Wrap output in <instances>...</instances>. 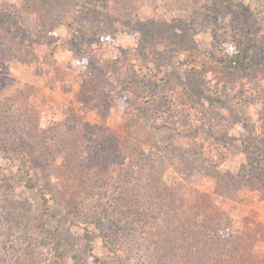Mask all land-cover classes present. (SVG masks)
Listing matches in <instances>:
<instances>
[{
  "label": "rangeland",
  "instance_id": "rangeland-1",
  "mask_svg": "<svg viewBox=\"0 0 264 264\" xmlns=\"http://www.w3.org/2000/svg\"><path fill=\"white\" fill-rule=\"evenodd\" d=\"M263 106L264 0H0V264H264Z\"/></svg>",
  "mask_w": 264,
  "mask_h": 264
},
{
  "label": "trees",
  "instance_id": "trees-1",
  "mask_svg": "<svg viewBox=\"0 0 264 264\" xmlns=\"http://www.w3.org/2000/svg\"><path fill=\"white\" fill-rule=\"evenodd\" d=\"M224 44L226 45V47L224 50H222V54H221L222 57L219 60H217L216 58H212L203 61L200 63V65L197 66L195 65L197 68L196 70L193 69V67H190V70L194 72L200 83H199V87L194 91H192L191 93H188L185 90L186 97L185 99H183L184 103H186L189 99H191L194 104H196L201 109H203L201 100L204 99L209 101H215L216 99L222 97L223 94L226 93L224 87L228 82V78H230L233 75V70L236 66V63H238L239 60L245 59L247 57L241 58V56L244 55V51H241V46L239 47V45H236L233 42H228V41L224 42ZM208 74H211L209 79L212 78L213 81H206V79H204V77ZM217 85H219V87H216ZM182 98H184L183 94H182ZM263 111H264V106H263ZM261 121L264 122V112H262ZM217 133H218L217 130H214L209 133L205 131L206 136L204 135L205 137L203 138L212 140L213 143L211 144L219 143L223 140V138L218 137ZM214 162L216 163V161ZM242 171H240L237 175L229 174L228 179H225L224 181V185H228L229 183L230 184L236 183L237 188L247 186L248 188L251 189H256V190L258 189L264 191V173H263L264 169L263 171H261V169L259 171L258 168L256 167V168H251L249 172H242ZM26 182L29 183V181ZM213 223L215 224V226L219 224L217 216H215ZM219 227H222L223 229L219 231L218 236H222L223 232H225L224 234H227L226 232H228L229 230L227 227H223V226H219ZM102 238L104 240L113 241V239L110 238L109 234L106 233H103ZM237 244L238 246L233 245L231 247V252L228 251L227 248L225 247L219 249V253L224 254L225 258L220 256V254H217V257L215 259V257L212 256L214 253H211L209 257L204 258V264H221L222 261H224L227 264H250V261L247 258L248 243L242 240V242L239 241V243ZM226 246H228V244H226ZM227 252L228 254H226ZM156 255L157 257H159L160 255L161 258L160 264H163L164 263L162 261L164 257L163 254L157 253ZM255 263L262 264L257 260L255 261ZM100 264H105V263L101 262Z\"/></svg>",
  "mask_w": 264,
  "mask_h": 264
}]
</instances>
